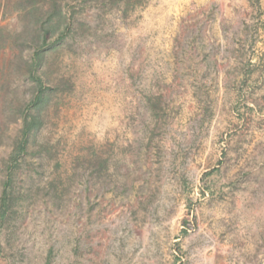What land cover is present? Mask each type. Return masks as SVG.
Segmentation results:
<instances>
[{"label":"rangeland","instance_id":"1","mask_svg":"<svg viewBox=\"0 0 264 264\" xmlns=\"http://www.w3.org/2000/svg\"><path fill=\"white\" fill-rule=\"evenodd\" d=\"M0 264H264V0H0Z\"/></svg>","mask_w":264,"mask_h":264},{"label":"trees","instance_id":"2","mask_svg":"<svg viewBox=\"0 0 264 264\" xmlns=\"http://www.w3.org/2000/svg\"><path fill=\"white\" fill-rule=\"evenodd\" d=\"M30 128H32V126H31V127H29V129L27 128V131H28V130H30Z\"/></svg>","mask_w":264,"mask_h":264}]
</instances>
